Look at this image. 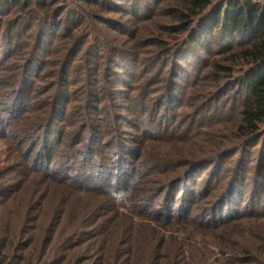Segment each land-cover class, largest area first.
I'll return each instance as SVG.
<instances>
[{
  "label": "rangeland",
  "instance_id": "374dc122",
  "mask_svg": "<svg viewBox=\"0 0 264 264\" xmlns=\"http://www.w3.org/2000/svg\"><path fill=\"white\" fill-rule=\"evenodd\" d=\"M23 2L0 0L1 56L8 57V47L21 53L16 43L24 46V52L31 44L39 45L38 55L30 58L34 68L38 56L44 58L38 84L49 82L54 91L65 81L74 90L69 93L74 100H85L95 86L117 120L113 125L106 122L108 130L98 137L103 143L101 163L109 162V168L95 166L89 179L94 183L86 182L84 188L77 185L83 183L80 180L33 173L21 157L22 149L16 147L20 137H0V261L56 264L66 252H76L80 264H96L98 251L91 244L95 234H136V256L143 263L147 257L141 252V240L146 234H204L194 235L204 237L205 242L192 244L185 264H264V140L256 138L244 148L234 139L233 106L239 102L231 93L234 81L230 84L228 73L219 75L207 63L232 66L233 77L243 65L226 61L228 55L219 53L223 49L209 42L204 49H192L188 32L176 21L178 12L186 10L179 0H90L89 4L52 0L43 8L30 0L27 10L21 7ZM221 2L225 0L214 5ZM52 15L56 25L48 23ZM67 26H78V39L70 47L75 48V56L68 53L65 61L61 58L64 51L48 55L47 50L55 30ZM41 36L44 42L38 43ZM10 43L13 46L6 45ZM18 55L10 56L6 70L0 71L4 83L22 80L25 62ZM90 80L94 81L91 86ZM122 83L130 85L126 92ZM68 106V113L73 112L72 105ZM74 118L75 125L65 126L63 132L70 147L79 141L74 134L82 125L80 116ZM160 119L170 122V134L148 138L154 135L143 130L158 129L155 123ZM121 141L138 150L134 160L138 165L131 170L135 175L125 178L128 185L134 176L138 183L134 184L133 206L125 205V210L109 195L87 193L109 188H97L100 173L111 174L115 169L112 159ZM167 191L170 196L165 198ZM192 191L194 200H190ZM194 222L210 226L198 229ZM221 241L225 243L217 246ZM132 251L134 246L123 242L120 250H111V257L116 264H130ZM151 264L162 261L155 259ZM176 264L183 263L179 259Z\"/></svg>",
  "mask_w": 264,
  "mask_h": 264
},
{
  "label": "trees",
  "instance_id": "16d2710c",
  "mask_svg": "<svg viewBox=\"0 0 264 264\" xmlns=\"http://www.w3.org/2000/svg\"><path fill=\"white\" fill-rule=\"evenodd\" d=\"M51 1L36 0L41 8L49 6ZM79 1H84L86 4L90 3V0ZM179 1L186 7V10L178 12L176 21L184 27L183 31L188 32L187 42L192 49H204V43L209 42L211 45L223 49L219 53H222L220 55H228L226 61L233 65H243L240 74L233 77L234 68L232 66L220 62L207 63L208 66H213L219 75L221 72L228 73L229 83L234 81L233 86L235 88L231 90V93L236 95V102L239 101L233 106L236 116V122L233 125L234 139H239L240 147L244 148L256 141V138L262 137L264 140V0H225V2L217 5H214L217 0ZM21 7H24V10L29 9L31 7L30 0H24ZM49 19L50 22L48 23L52 25L58 23L53 15ZM77 27L73 29L67 26L63 31H60L59 28L55 30L54 39L52 38L53 40L51 39L48 44L50 46V50H47L48 55L64 51L61 56L62 60L66 61L68 53L73 58L75 48L72 50L70 47L76 46L75 42L78 37L76 38L75 31ZM43 38L41 36L38 43L44 42ZM59 41L60 43H58ZM6 45L13 46L11 43ZM14 46L21 53H16L15 50L11 51L13 47H8L10 51L7 54L8 57L5 58L4 55L1 56L0 50V71L6 70L5 65L8 64L10 56L19 54L18 57L23 55L22 61L25 63L22 65L25 74L23 73L22 80L17 84L4 83L7 81H2L0 77V84L2 83L0 85V137L4 135L10 138L14 135L13 139L20 137L18 140L15 139L16 147L24 150H21V157L33 173H42L62 180H69L70 178L74 182L80 180L79 182L83 183L77 185L81 187H86L84 184L86 182L87 185L93 184V180L90 183L89 179L92 177L90 172L95 171L94 167L109 168V162L101 163L100 155L103 143L99 141L98 137L105 130H108L106 122L112 125L116 123L117 114L114 109L104 106L103 103L107 98L102 99L103 92L95 86L90 91L91 96H87L85 100H74L70 97L74 90L70 89L65 81L62 86L58 83L54 91H52L54 85L48 86L49 82L44 84L39 82L38 84L37 80L42 79L41 74L45 67L44 58L40 59L38 56L36 68L30 64V58L35 53L37 54L36 51H39L40 46L36 47L31 44L28 46L27 52H24V46L19 47L18 43ZM62 70L66 72L67 68L64 66ZM87 73L88 70L86 69ZM89 82L88 84L91 86L94 81L90 80ZM122 84L126 87L123 92H126L130 85L129 83ZM109 102L112 104L110 99ZM68 105H72L71 110L73 112L68 113L70 110ZM76 115L80 116L82 124L74 134V138H79V141L76 146L70 147L64 142V127L74 126V116ZM110 116H113V120L110 119ZM83 117L86 118L83 119ZM25 118H27L26 121H23ZM170 125V122L160 119L155 123L158 129L149 127L145 128L143 132L153 134L154 136H147L151 139L165 136V133L170 134L168 132ZM117 149V154L112 159L113 163H116L115 171L111 170V174L107 170L104 172L105 174L100 173L101 183H98L97 187L108 185L109 188L113 189L109 191L108 188L107 191H101L104 189L100 187L95 191L91 189L87 193L94 197L109 195L108 197L119 209L125 210V205L128 208L133 206L134 196L132 194L135 191V185L138 183L135 176L133 181L129 182L131 187L126 180L135 175L131 170L138 165L134 164L138 150L129 143L122 141L117 145ZM73 168L77 171L74 172ZM105 175L115 177L113 182ZM169 191L164 193L165 198L170 196ZM190 194V200H194L196 197L194 192L192 191ZM184 198L186 197L184 196ZM229 204L231 206V203ZM129 212H132V209H129ZM228 219L229 217L225 218L226 221ZM194 224L198 229H205L210 226L209 222H194ZM194 235L204 234H146L145 240L144 237L141 240L144 243L141 252L145 253L147 257V261L145 260L143 263L136 256L137 245H139L136 234H95L91 238V244L97 247L96 264H116V259L111 257V250L113 248L116 251L120 250L123 242L129 243L135 248V251H132V257L129 254L130 264H151L155 259L162 261V264H176L181 259L182 263L185 264L186 260L189 259L188 253L192 244L200 246L201 243L205 242L204 237L200 238ZM81 242L80 246L85 245L86 240ZM223 243L225 242H216V245L222 246ZM261 257L264 259V253L261 254ZM55 263L80 264L81 261L77 260L76 252H66V255L55 260ZM0 264H6V261L3 259Z\"/></svg>",
  "mask_w": 264,
  "mask_h": 264
}]
</instances>
